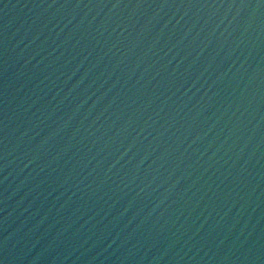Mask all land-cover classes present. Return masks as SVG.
<instances>
[{
    "label": "water",
    "instance_id": "1",
    "mask_svg": "<svg viewBox=\"0 0 264 264\" xmlns=\"http://www.w3.org/2000/svg\"><path fill=\"white\" fill-rule=\"evenodd\" d=\"M0 264H264V0H0Z\"/></svg>",
    "mask_w": 264,
    "mask_h": 264
}]
</instances>
